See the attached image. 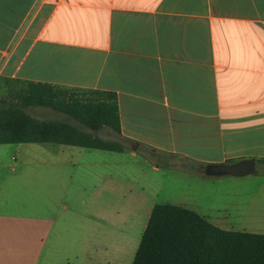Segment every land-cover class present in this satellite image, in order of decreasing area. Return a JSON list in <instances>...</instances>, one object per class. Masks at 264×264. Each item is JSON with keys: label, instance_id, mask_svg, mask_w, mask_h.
Instances as JSON below:
<instances>
[{"label": "crops", "instance_id": "1", "mask_svg": "<svg viewBox=\"0 0 264 264\" xmlns=\"http://www.w3.org/2000/svg\"><path fill=\"white\" fill-rule=\"evenodd\" d=\"M7 80L115 92L118 136L137 146L207 164L259 162L264 0H0ZM127 152L135 163L126 148L0 144V264H132L135 217L142 238L159 186L112 155ZM239 206L204 218L264 234V206Z\"/></svg>", "mask_w": 264, "mask_h": 264}, {"label": "trees", "instance_id": "2", "mask_svg": "<svg viewBox=\"0 0 264 264\" xmlns=\"http://www.w3.org/2000/svg\"><path fill=\"white\" fill-rule=\"evenodd\" d=\"M12 83L20 87H9L15 102L0 108V144L56 143L112 152L125 150L122 143L104 140L94 133L108 128L122 135L119 99L115 92L7 80L9 86ZM28 107L51 108L92 132L67 121L34 118L25 111ZM196 164L203 167L205 163ZM205 165L206 170L210 164ZM180 167L197 174L202 172V167L182 164ZM132 264H264V234L222 230L195 211L157 204Z\"/></svg>", "mask_w": 264, "mask_h": 264}, {"label": "rangeland", "instance_id": "3", "mask_svg": "<svg viewBox=\"0 0 264 264\" xmlns=\"http://www.w3.org/2000/svg\"><path fill=\"white\" fill-rule=\"evenodd\" d=\"M9 87L13 89H18L20 87L17 83H12L9 86L7 83H0V108L5 107L15 100L13 95L9 93ZM6 101V103H4ZM25 111L33 116L34 118L44 120V121H67L75 126L81 127L82 129L92 132L81 125H79L75 120L66 116L63 113L55 111L51 108L46 107H28ZM96 135L107 141L120 142L127 150H136L139 154L138 159L133 163V159H129L127 153H112L113 156H120L122 165L124 167H131V171H135L139 175L147 172H151L152 181L159 188H154L150 191L148 196L152 204H172L180 205L193 210L203 217L209 218L219 214L221 209L226 204L248 207L252 205L264 206V162H257L256 172L253 175H248L245 177H232V176H221V177H210L207 174V169L196 163H192L182 157H173L169 153L154 151L151 148H145L143 146H137L134 143L125 142L121 137L113 133L110 129L105 128L94 132ZM263 134L262 132H255V134ZM253 132H248L246 141L251 142V136ZM258 134V135H259ZM264 135V134H263ZM264 139V137H263ZM44 149H39L38 151L43 152ZM87 154H104L106 156L107 152L104 151H86ZM95 152V153H89ZM142 156L148 158L152 164H147L142 159ZM8 157L11 158V150L8 152ZM108 158H104V161L108 162ZM112 158L109 160L110 165H112ZM130 161V163H129ZM228 161L226 164H231ZM225 163V162H221ZM234 163V162H233ZM158 164V165H157ZM196 166L202 169L201 174H197L191 171L183 170L180 165ZM153 165H157L161 168L159 174L151 171ZM239 206V207H240ZM235 207V206H234ZM233 215L237 217L242 215V212H233ZM137 238L142 231V226L144 223V218H138Z\"/></svg>", "mask_w": 264, "mask_h": 264}, {"label": "water", "instance_id": "4", "mask_svg": "<svg viewBox=\"0 0 264 264\" xmlns=\"http://www.w3.org/2000/svg\"><path fill=\"white\" fill-rule=\"evenodd\" d=\"M256 166L257 162L254 159H246L231 164L215 163L207 167V175L210 177H245L255 174Z\"/></svg>", "mask_w": 264, "mask_h": 264}]
</instances>
